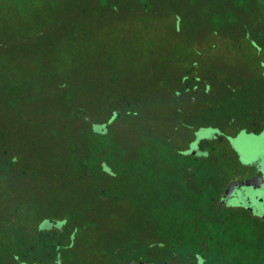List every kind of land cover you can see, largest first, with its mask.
<instances>
[{
    "label": "trees",
    "instance_id": "1",
    "mask_svg": "<svg viewBox=\"0 0 264 264\" xmlns=\"http://www.w3.org/2000/svg\"><path fill=\"white\" fill-rule=\"evenodd\" d=\"M100 1L122 11L113 23L165 22L174 53L124 80L109 55L95 57L91 85L61 86L41 110L27 85L13 89L11 116L0 102V252L69 264L74 238L92 232L86 242L114 264H264V224L218 209L223 187L202 169L214 144L225 159L231 137L264 129V0H226L207 18L183 0ZM164 159L184 175L162 176Z\"/></svg>",
    "mask_w": 264,
    "mask_h": 264
},
{
    "label": "rangeland",
    "instance_id": "2",
    "mask_svg": "<svg viewBox=\"0 0 264 264\" xmlns=\"http://www.w3.org/2000/svg\"><path fill=\"white\" fill-rule=\"evenodd\" d=\"M3 1L5 4L0 5V102H9L5 106L9 116L15 87L27 85L29 93L35 94L33 105L35 103V107L41 110L42 102L54 99L59 87L67 86L73 92L83 85H91L93 72L88 64L95 57L109 55L112 67L121 71L124 80L128 74L146 66L150 58L165 63L174 53L172 47H164L165 38L171 35L165 22L150 18L144 24L136 21L127 25L113 23L117 17L124 16L122 11L114 12L109 4H102L100 0ZM225 1L211 3L208 0L200 6L195 0H183L182 6H188L192 14H197L202 7L200 17L207 18L212 12H218L220 4ZM194 19V16L188 17L182 33L189 31ZM258 21L264 23L262 19ZM130 27L133 30L125 33ZM149 43L154 44L153 49L148 48ZM139 59L142 62H137ZM0 116L4 114L0 112ZM197 138L211 140L212 136L207 131H200ZM245 142L236 147L239 150L233 148L241 154L244 165L262 150L256 140ZM214 146L217 159L202 163V169L204 174L213 176L212 183L221 188L231 177L234 179L244 174L246 169L238 166L231 154L225 159L221 156L226 149L224 143ZM245 147H248L246 152L241 151ZM183 166L181 160L176 159L170 164L165 159L157 162L158 171L166 177L183 176ZM74 239L82 242L74 243L75 257L69 264H114L111 258L97 250V243L86 242L91 241L92 232L85 237L77 235ZM0 264L15 263L10 253L0 252Z\"/></svg>",
    "mask_w": 264,
    "mask_h": 264
},
{
    "label": "flooded vegetation",
    "instance_id": "3",
    "mask_svg": "<svg viewBox=\"0 0 264 264\" xmlns=\"http://www.w3.org/2000/svg\"><path fill=\"white\" fill-rule=\"evenodd\" d=\"M257 141L262 147L261 152L256 155H252L246 165L242 163V156L240 153H236L233 148L238 147L245 141ZM242 142V143H241ZM231 154L234 156L235 163L240 167L246 169L244 174L235 177H231L229 182L223 187L220 192V197L216 203L218 209H227L235 214L236 221L243 222L244 219H252L261 224H264V139L262 138V131L259 133H248L246 131L239 133L238 135L231 137L228 140ZM245 147L241 151L247 150ZM239 150L238 148H236ZM233 150V151H232ZM243 155V154H242ZM248 181L249 186L235 188L228 198H225V194L230 184L233 182ZM179 260L183 258H176L168 261L165 264H200V263H184Z\"/></svg>",
    "mask_w": 264,
    "mask_h": 264
},
{
    "label": "water",
    "instance_id": "4",
    "mask_svg": "<svg viewBox=\"0 0 264 264\" xmlns=\"http://www.w3.org/2000/svg\"><path fill=\"white\" fill-rule=\"evenodd\" d=\"M262 138L264 139V129L262 131ZM193 155H196L197 152L195 150L191 151ZM250 182L248 181H240V182H233L230 184L229 188L226 191L225 194V198H228V196L231 194V192L235 189V188H241V187H245V186H249ZM124 264H140L138 260H130L127 263Z\"/></svg>",
    "mask_w": 264,
    "mask_h": 264
}]
</instances>
